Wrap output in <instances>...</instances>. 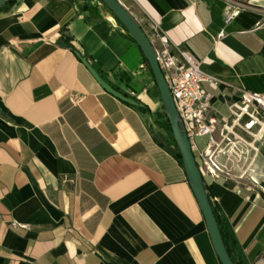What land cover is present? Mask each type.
<instances>
[{"label":"crops","instance_id":"obj_1","mask_svg":"<svg viewBox=\"0 0 264 264\" xmlns=\"http://www.w3.org/2000/svg\"><path fill=\"white\" fill-rule=\"evenodd\" d=\"M245 1L120 0L200 60L225 117L241 89L264 93V0ZM156 88L141 47L100 0L0 11V264H222L183 165L160 143L176 146ZM205 182L242 264H264V180Z\"/></svg>","mask_w":264,"mask_h":264},{"label":"built area","instance_id":"obj_2","mask_svg":"<svg viewBox=\"0 0 264 264\" xmlns=\"http://www.w3.org/2000/svg\"><path fill=\"white\" fill-rule=\"evenodd\" d=\"M141 26L154 46L204 180L223 179L237 187L261 188L264 180V93L243 88L237 99L228 101L229 115L219 114L212 107L213 95L203 86V81L210 78L202 72L200 60L183 44L171 42L153 19ZM210 82L216 83V79L211 78ZM71 101L77 102L78 96ZM203 135H208V139L200 148L195 139ZM20 226L27 224L20 223Z\"/></svg>","mask_w":264,"mask_h":264},{"label":"water","instance_id":"obj_3","mask_svg":"<svg viewBox=\"0 0 264 264\" xmlns=\"http://www.w3.org/2000/svg\"><path fill=\"white\" fill-rule=\"evenodd\" d=\"M6 0H0V8L5 3ZM108 8L113 12L116 19H118L122 25L127 29V31L132 35L133 39L141 47L146 60L149 63L152 75H154L158 90L160 91L161 103L163 104L165 116L168 118L170 123L171 131L174 134V138L179 147L182 161L184 162V169L186 175H188V180L194 190L195 196L197 198L198 204H200L203 216L206 220L207 229L210 233V238L212 245L217 252L219 260L222 264H235L228 254L226 246L222 239L221 232L219 231L217 219L214 216L211 203H209L208 195L206 189L204 188V178L198 169V163L195 160V155L190 145V140L187 132L183 129L180 119L178 118V113L176 105L172 97V93L166 83L165 77L160 69L159 62L156 58V53L154 46L150 42V39L146 32H144L141 24L136 18L133 17L132 13L129 11L125 4H122L120 0H101ZM82 61L87 65L89 70L92 72L97 81L105 88V90L112 92L124 103H130L134 106L143 105L142 102H138L131 96L123 94L118 91L112 85H110L99 72L87 61L86 58H82ZM138 115L145 120L150 118V113L147 111L138 110Z\"/></svg>","mask_w":264,"mask_h":264},{"label":"trees","instance_id":"obj_4","mask_svg":"<svg viewBox=\"0 0 264 264\" xmlns=\"http://www.w3.org/2000/svg\"><path fill=\"white\" fill-rule=\"evenodd\" d=\"M17 2H18V0H6L5 3L2 5V7L0 8V11L1 10H8V9L14 7L17 4ZM69 46L74 50V52L77 54V56L79 57L80 60H82V58H86L87 59V57L81 55L80 52L76 48H74L71 45H69ZM87 61L89 62L88 59H87ZM90 64L99 72V69H97L92 63H90ZM100 75L102 76V74H100ZM113 86L118 91H121L123 94L131 96L129 94V92H127L126 90H122L116 85H113ZM127 104L131 105L132 107H134L137 110L141 109L142 111H147V112L150 111V109H148V107L145 104L140 105V106H134V105H132L130 103H127ZM160 143L169 152H171L177 158V160L181 163V165H183V167H184V162L182 161V157H181V154H180L179 147L171 145L169 142H166V141H164L162 139L160 140ZM204 188L206 189V192H207V195H208V199H209V203H211L214 216H215V218L217 219V222H218L219 231L221 232V235H222L224 246H226L229 256L231 257V260H233V262L235 264H242L240 250H239V246L237 244L235 233L233 232V230L231 228V225H230V222L228 221V218L225 216L220 204L213 197L212 191L209 189V187H208L207 183L205 182V180H204Z\"/></svg>","mask_w":264,"mask_h":264},{"label":"rangeland","instance_id":"obj_5","mask_svg":"<svg viewBox=\"0 0 264 264\" xmlns=\"http://www.w3.org/2000/svg\"><path fill=\"white\" fill-rule=\"evenodd\" d=\"M78 1H84L85 4H87L89 2V0H78ZM99 1V0H97ZM101 1V0H100ZM236 2H239L241 5H246L247 2L245 0H234ZM105 5V4H104ZM107 6V5H106ZM120 22V21H119ZM121 23V22H120ZM122 24V23H121ZM159 90H158V87L156 88V93L157 95H159ZM168 141H172L176 146V141H175V138H174V134L173 132L171 131V128H170V125L168 126ZM164 139H167V138H164ZM207 139H208V135H203V136H198L196 139H195V143L198 147L202 148L204 147V145L206 144L207 142ZM198 160V159H196Z\"/></svg>","mask_w":264,"mask_h":264},{"label":"bare ground","instance_id":"obj_6","mask_svg":"<svg viewBox=\"0 0 264 264\" xmlns=\"http://www.w3.org/2000/svg\"><path fill=\"white\" fill-rule=\"evenodd\" d=\"M262 185L264 186V183Z\"/></svg>","mask_w":264,"mask_h":264}]
</instances>
